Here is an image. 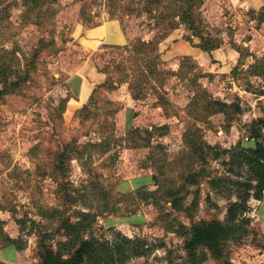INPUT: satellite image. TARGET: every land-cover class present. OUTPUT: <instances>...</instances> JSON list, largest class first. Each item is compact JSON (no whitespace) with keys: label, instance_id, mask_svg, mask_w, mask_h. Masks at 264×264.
Returning a JSON list of instances; mask_svg holds the SVG:
<instances>
[{"label":"rangeland","instance_id":"rangeland-1","mask_svg":"<svg viewBox=\"0 0 264 264\" xmlns=\"http://www.w3.org/2000/svg\"><path fill=\"white\" fill-rule=\"evenodd\" d=\"M142 1L0 0V244L9 224L27 264H40L42 245L64 260L90 236L143 247L126 264H189L193 223L230 225L235 187L225 178L245 175L224 162L254 146L249 124L264 118V0H202L209 51L185 26L143 13ZM102 24L126 43L98 44ZM139 42L151 47L138 52ZM151 58L161 76L136 81ZM82 79L89 96L69 107ZM208 99L231 105L228 115L206 114ZM199 170L206 176L187 184ZM138 176L153 179L132 187ZM241 218L246 235L217 256L199 250L195 264H264V193Z\"/></svg>","mask_w":264,"mask_h":264},{"label":"trees","instance_id":"trees-1","mask_svg":"<svg viewBox=\"0 0 264 264\" xmlns=\"http://www.w3.org/2000/svg\"><path fill=\"white\" fill-rule=\"evenodd\" d=\"M31 1L36 2V0ZM165 1H168V3L165 4ZM201 3L202 0H143L141 5L143 13L159 17L162 22L167 21L170 29H176L179 25L185 26L191 37L199 39L201 50L209 51L217 45L210 46V41L204 39L209 38V35L202 26L199 14ZM256 20L257 22H264V6L261 8ZM150 47V42H139L136 50L139 52L143 48ZM150 51L152 52V50ZM142 53L144 54V51ZM151 60L152 62L148 65L146 59H142V63L137 68V75H135L136 81L140 80V82L146 83L152 78L161 76L162 72L157 69V66L153 65L155 58H151ZM203 108L208 115L221 114L226 116L231 105L218 100L208 99ZM164 127H155V129ZM263 130L264 118L251 121L249 124V139L254 142V146L250 148H241L239 146L228 153V161L224 162V165L229 166L227 172L236 174V171L242 170L245 175L243 178L239 176L236 180L225 178L226 181L235 187L236 201L231 202L226 209V218L230 225L224 227L214 220H200L193 223L190 231L184 234L187 238L183 243V249L189 264L197 262L199 254L202 255L201 252L198 253L199 250H207L217 256L221 253L222 242L229 238L237 239L246 235L244 226L248 223V220H243L241 216L247 210L249 199L260 201L264 193ZM207 149L212 150L209 146H207ZM194 153H198L199 158L203 155L200 148L195 149ZM205 176L204 170L189 173L186 176L187 184L195 186L198 183L195 180ZM151 178L148 183H142L143 185L140 186L135 184L134 187H145L152 181ZM66 224L65 222L64 225ZM67 226L69 231L80 229V226L70 227L69 224ZM75 240L76 245L71 246L68 256L64 260H61L51 247L42 245L39 255L40 264H126L132 256H140L145 253L143 247L137 245L134 240L131 241L126 238H119L113 242H102L91 236L83 239L75 238Z\"/></svg>","mask_w":264,"mask_h":264},{"label":"crops","instance_id":"crops-1","mask_svg":"<svg viewBox=\"0 0 264 264\" xmlns=\"http://www.w3.org/2000/svg\"><path fill=\"white\" fill-rule=\"evenodd\" d=\"M108 24H102L98 26L97 29L101 31L102 38H99L97 41L98 44H110V45H124L126 43V38H124L121 33V38H109V33L106 29ZM112 39H115L113 42ZM90 90L88 86V82L85 79H82L81 84L79 86V90L77 92L76 100H72V106L69 107H79V105H83L86 102L87 97L89 96ZM150 180L147 176H138V178H133L131 182V186L134 187L135 184L140 186L142 183H148ZM0 221H5V216L0 212ZM3 233V243L0 244V264H27L24 261L25 252L21 251L19 248L15 246L14 240L16 239L17 234L14 232V229L8 224L7 226L2 228ZM5 239V240H4ZM10 240V241H7ZM1 242V240H0Z\"/></svg>","mask_w":264,"mask_h":264}]
</instances>
